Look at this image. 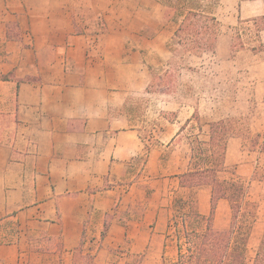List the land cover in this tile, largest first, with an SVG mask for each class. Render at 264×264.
<instances>
[{"label": "crops", "instance_id": "1", "mask_svg": "<svg viewBox=\"0 0 264 264\" xmlns=\"http://www.w3.org/2000/svg\"><path fill=\"white\" fill-rule=\"evenodd\" d=\"M98 2L0 0V264H72L85 240L101 241L99 255L128 239L139 251L162 237L175 200L189 193L210 214V186H181L195 108L179 105L163 123L158 111L144 134L140 97L169 57L174 22L161 0L145 22ZM261 15L264 0H237L238 21ZM254 94L264 100L259 84ZM210 121L201 141L210 142ZM256 131L264 136V126ZM225 166L251 176L264 150L230 135ZM230 208L218 200L217 229L228 228Z\"/></svg>", "mask_w": 264, "mask_h": 264}, {"label": "rangeland", "instance_id": "2", "mask_svg": "<svg viewBox=\"0 0 264 264\" xmlns=\"http://www.w3.org/2000/svg\"><path fill=\"white\" fill-rule=\"evenodd\" d=\"M98 1L104 6L107 0ZM113 1L115 13L118 16L126 15L128 21L138 22L141 16V22H145L148 14L151 16L152 11L156 12L153 4L155 0ZM161 3L163 4L162 0ZM214 10L222 26L215 53L204 52L200 56H194L181 45L174 44L172 37L169 39L167 43L169 57L164 65L153 69V78L148 86L149 94L140 97L141 104L144 103L142 113L150 119L144 134L150 136L149 131L153 120L157 121L158 111L165 116V119L160 117V122L163 123L173 118L175 112L171 111L172 109L187 104L195 108L192 120L183 134L185 140L192 138V154H198L199 147L207 148L205 154H211L209 146H201L199 143L201 140L197 136L201 124H206L209 120H212L211 123L224 121L228 130L227 135L240 134L244 136L249 147L260 144L264 149V136H258L256 131L264 126V100L254 94L255 85L259 84V88L264 90L263 80L259 82L264 73L262 60L264 55L258 56L256 54L259 50L253 51V46L259 44L255 29H244V33L247 34H244L246 38L244 47L233 44L234 27L239 23L237 0H221ZM165 17L168 22L166 6ZM174 27H177L175 22ZM145 109L148 111L146 112ZM215 130L217 131L215 141L218 143L221 139L219 137L221 127L217 126ZM212 154H221V146H217ZM233 176L240 177L247 187L244 213L240 221L248 232L246 263L251 264L264 234V167L251 176H241L233 168L219 173L221 179ZM186 195L185 204L179 203L178 208L187 210L190 201H194L192 193ZM176 210L174 206L165 231L160 233L162 237L150 239L146 248L132 251L131 240L128 239L113 247L109 254L99 255L101 241L87 246L85 240L75 252L72 264H127L128 262L175 264L178 250L176 232L174 227H169V224L173 216L179 215ZM231 218L230 208V223ZM153 227L157 226L154 224Z\"/></svg>", "mask_w": 264, "mask_h": 264}, {"label": "trees", "instance_id": "3", "mask_svg": "<svg viewBox=\"0 0 264 264\" xmlns=\"http://www.w3.org/2000/svg\"><path fill=\"white\" fill-rule=\"evenodd\" d=\"M220 1L162 0L167 8V19L177 24L172 42L181 45L194 56H200L204 52L215 53L222 26L214 9ZM238 22L234 27L233 44L244 47V29H255L259 44L253 46V51H262L264 15L239 19ZM217 126L221 127L219 137L222 139L218 143L215 141ZM225 127L224 121L211 123L210 142L199 141L201 146H209L211 154H205L207 148L199 147V153L192 155L189 170L181 174V186L197 188L208 185L212 189V198L209 215H203L197 210L195 200L190 201L187 210L177 206L179 203L185 204L183 198L175 200L174 206L179 215L173 216L169 224L176 232L178 250L175 264H247L248 232L240 221L244 213L247 187L240 177H219V173L228 170L225 166V150L230 135H227L228 130ZM258 136L261 134L258 133ZM217 146H221V154H212ZM221 198L228 199L232 210L231 223L226 229H217L213 223L217 203ZM106 228L102 236L105 235ZM251 264H264V234Z\"/></svg>", "mask_w": 264, "mask_h": 264}]
</instances>
